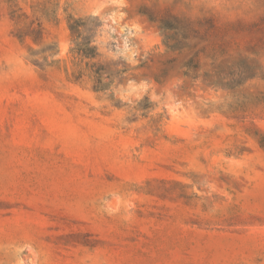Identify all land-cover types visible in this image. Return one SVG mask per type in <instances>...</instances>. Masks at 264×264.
<instances>
[{"label": "rangeland", "instance_id": "obj_1", "mask_svg": "<svg viewBox=\"0 0 264 264\" xmlns=\"http://www.w3.org/2000/svg\"><path fill=\"white\" fill-rule=\"evenodd\" d=\"M140 9L199 22L196 79ZM67 14L109 90L61 69ZM263 135L264 0H0V264H264Z\"/></svg>", "mask_w": 264, "mask_h": 264}, {"label": "trees", "instance_id": "obj_2", "mask_svg": "<svg viewBox=\"0 0 264 264\" xmlns=\"http://www.w3.org/2000/svg\"><path fill=\"white\" fill-rule=\"evenodd\" d=\"M139 13L145 15L150 22L157 24L163 34V44L166 50L175 53V56L169 58L166 63L168 65L178 64L177 69L182 76L196 79L203 66L202 54L205 48L200 45L199 41L201 32L199 22L177 15L158 16L148 9H140ZM96 20L93 17H75L72 14H67L66 21L71 47L69 48V58L64 60L61 69L66 73L69 80L78 83L82 81L83 77H87L92 82L91 89L93 91L105 92L109 90L112 84L113 75L101 64L94 61L98 54L97 46L94 43L95 33L99 27ZM26 35L37 42L41 37L40 29L28 27L19 36L23 39ZM259 50H261L260 47H253L250 54L254 57L246 55L243 59L255 60ZM181 55L183 58L178 59V56ZM243 61L241 62L243 63ZM167 70H163L162 76L167 73ZM242 70L252 72L247 75V79L256 75L255 72L251 71L254 70L252 65H245ZM242 70L241 72H243ZM118 72L121 73L123 70ZM204 76L210 78L207 71L204 72ZM221 82L222 78L219 75L216 79H211V83L214 85H219ZM262 140H264V135Z\"/></svg>", "mask_w": 264, "mask_h": 264}]
</instances>
